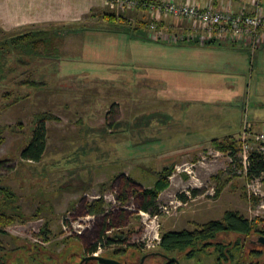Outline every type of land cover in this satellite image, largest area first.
<instances>
[{
  "label": "rangeland",
  "instance_id": "374dc122",
  "mask_svg": "<svg viewBox=\"0 0 264 264\" xmlns=\"http://www.w3.org/2000/svg\"><path fill=\"white\" fill-rule=\"evenodd\" d=\"M128 35H118L112 43L104 33H84L74 49L71 35L66 36L58 51H40L55 60L37 59L30 66L14 63L16 54L7 59V66L16 70L0 79V191H10L18 200L6 205L0 194V215L10 217L0 224L5 247L14 246L12 237L37 243L47 224V247L57 250L74 249L77 241L86 251L101 245L104 256L129 247L155 249L163 232L193 231L222 219L226 211L264 229V176L246 177L250 152L264 147L258 139L264 125V78L256 75L249 85V70L223 79L206 73L215 77L206 85L207 103L196 108L211 112L221 106L223 113L220 120L212 113L203 123L204 115L190 110L188 93L175 95L174 83L160 84L144 75L160 78L178 68L188 75L212 57L196 53L175 58L178 48L158 45V52L148 36L137 42L136 35ZM71 38L78 44L77 37ZM236 51L218 50L215 65H235L242 55L249 59ZM25 79L45 85H19ZM226 83L234 89H226ZM39 113L56 117L46 122V152L39 163L23 162L20 152ZM254 122L260 127H249ZM195 129L203 137L192 134ZM228 138L241 146L235 156L212 144ZM166 166L174 168L169 185L151 209L154 214L146 212L142 195L154 188L156 173ZM99 200L105 213L89 215L88 206ZM16 205L20 212L12 214L18 213ZM102 232L122 241L107 245ZM202 245L182 252L201 257L197 250Z\"/></svg>",
  "mask_w": 264,
  "mask_h": 264
},
{
  "label": "crops",
  "instance_id": "0c3cea01",
  "mask_svg": "<svg viewBox=\"0 0 264 264\" xmlns=\"http://www.w3.org/2000/svg\"><path fill=\"white\" fill-rule=\"evenodd\" d=\"M172 1L177 3L193 2L200 5L201 7L212 4L216 8L233 12H238L241 9H245L249 14H253L258 8L260 10L262 9L264 12V0H259L258 4H254L253 0ZM145 21L146 16L140 11H128L124 14H118L115 9L105 5L101 0H0V34L1 36L3 35L2 38H4L6 35H15L28 31H57L60 33V36L63 37L62 42L65 40L66 36L71 35L74 38H78V44L74 46L73 42L76 41V39L74 40L70 36L69 46L71 48L79 47L81 43L80 38L84 33H104L106 34L107 39L112 41V43L116 41V37L118 35L125 38L126 35L129 36V33L133 35L134 33L136 34L137 42H140L145 38V40H148L146 26L143 24ZM137 27H139V29H136ZM126 29H129V32L126 31ZM152 43L156 44L154 45V49L158 52H160V47H158V45H167L172 48H178L177 50L179 51L178 53H175V58H180L181 55L187 54L193 56L196 53L201 55L209 54L212 57L209 58L208 65H202L201 68L195 67L192 70L193 72L188 73V75H182V68L175 69L177 70L176 74L160 75V78H158L157 75H144L145 79L157 82L160 81V84L168 83L170 85V83H174V85H172V88H174L172 91L175 93V95L178 93H188L189 97L187 102L193 103L192 105L190 104L192 106V109L190 110L194 113L199 112L203 114V123L210 121V117L213 115L212 113H216V118L219 120L221 118L220 113H223V109H218V107L221 106H216V109L211 112H209L207 108H204L203 110L196 108V106L201 103H207L205 102V100H207V92L204 93L206 91V85L208 81L215 77V75H206V73H217L223 79L225 75L232 73L238 75L239 72H242L243 75H246V70H249V85H251L253 82V77L256 75H258V77L264 78V41L254 51H252L247 43L242 41H215L209 42L202 47L196 43L186 42L158 43L153 41ZM184 47H188L189 49L184 50ZM223 48L236 49L237 54L246 53L248 54L249 61L246 60L244 55H242V57L238 58L235 65H231L230 62H227L224 63V66H216L215 64H217V59L214 58L213 54ZM196 59L197 58H195V60ZM197 71L203 75H199ZM228 71L232 72L229 73ZM226 84V89H234V86L229 85L228 83ZM220 87H224L223 84H220ZM158 99L169 102L166 98L163 99L161 96ZM227 117L230 118V115L228 114ZM212 121L213 120H211V123ZM254 123L255 124L249 127H260L258 122ZM224 124V129H229V124L227 122H224ZM262 130H264V125ZM190 134L191 133H189V135ZM192 134H195L196 136L198 135L200 138L203 137L201 132L197 131L196 129L192 132Z\"/></svg>",
  "mask_w": 264,
  "mask_h": 264
},
{
  "label": "trees",
  "instance_id": "16d2710c",
  "mask_svg": "<svg viewBox=\"0 0 264 264\" xmlns=\"http://www.w3.org/2000/svg\"><path fill=\"white\" fill-rule=\"evenodd\" d=\"M146 26V21L143 22ZM136 29H139L137 27ZM129 32V29H126ZM136 34L134 33V36ZM139 36V35H137ZM146 37V36H144ZM63 37L60 36V33L55 32H46V31H28L23 33H18L15 35H6L3 40H0V79L5 78L6 75H11L12 72L16 70L15 67L7 66V59L12 55L16 56L13 58L14 63L23 66H30L37 59H51L55 60L54 57H48L44 54H41V49L47 48L50 50L55 49L58 51V48L62 44ZM146 39V38H145ZM215 42V41H210ZM209 43V42H208ZM60 50V49H59ZM51 55V54H49ZM17 64L16 67H17ZM30 75V74H27ZM19 85H26L31 88H40L45 84L38 83L32 79H25L19 82ZM12 93H6V97L11 95ZM56 120V117L48 114V113H39L35 116V124L32 127V136L29 140V143L21 150L20 158L23 162H33L39 163L44 157L46 152V122ZM113 127V126H112ZM212 144L214 147L222 152V153H230L232 156L239 151L241 148L239 142L235 139L228 138L224 140L214 139L212 140ZM260 145H264L263 142ZM248 164L246 167V177L249 180L259 178L264 176V152L262 150L251 151L248 157ZM173 166L163 167L159 172L156 173V182L153 189H147L143 193V199L145 200V205L142 207V210L146 212H150L154 214V210L156 209V200L165 188L169 185V177L173 173ZM2 194V200L6 205L7 202L12 203L17 201L16 196L5 189L0 191ZM183 198V197H182ZM102 200L94 202L92 205L88 206V214L92 216H100L105 212L103 210ZM18 211L19 214L20 207L16 205L14 207ZM10 221V217L4 215H0V224H5ZM49 226L45 224L41 228V235L48 236L49 234ZM253 230L252 223L242 215H240L236 211H226L224 216L220 220H210L203 225H200L196 230L188 231H168L162 233L161 243L159 245V249L165 251H184L187 248H196L198 244L203 243L202 247L198 249V253L201 251V255H203L204 248L209 246L208 241H212L216 233L221 231H229L233 233H247ZM0 232H4L0 230ZM101 240H106L107 245L120 243L122 240L110 238L105 235L104 232L100 234ZM79 242V241H78ZM78 245V244H77ZM106 247V245H104ZM101 248V245H94L89 248L90 252H97V250ZM120 250V249H119ZM116 250L115 252H118ZM192 256V253H190Z\"/></svg>",
  "mask_w": 264,
  "mask_h": 264
},
{
  "label": "flooded vegetation",
  "instance_id": "af4514ba",
  "mask_svg": "<svg viewBox=\"0 0 264 264\" xmlns=\"http://www.w3.org/2000/svg\"><path fill=\"white\" fill-rule=\"evenodd\" d=\"M253 225V224H252ZM197 229V228H195ZM4 232H0V264H101L87 257H104L118 264H264V229L247 233L221 231L208 241L201 257L178 251H165L159 247L145 249L129 247L116 254L102 255L85 250L80 242L78 247H47L48 236L39 235L37 243H27L18 237H12L13 247H5ZM219 239V240H218ZM160 245V243H159Z\"/></svg>",
  "mask_w": 264,
  "mask_h": 264
},
{
  "label": "built area",
  "instance_id": "2783aa9c",
  "mask_svg": "<svg viewBox=\"0 0 264 264\" xmlns=\"http://www.w3.org/2000/svg\"><path fill=\"white\" fill-rule=\"evenodd\" d=\"M101 1L118 14L128 11L144 13L147 36L158 43L186 42L204 46L210 41H242L254 51L264 41V12L259 8L249 14L245 9L233 12L212 4L201 7L193 2L177 3L172 0ZM258 1L253 0L254 4H258ZM258 139L264 143V130ZM261 150L264 152V147ZM156 239L159 243L160 238ZM100 252L101 248L97 254Z\"/></svg>",
  "mask_w": 264,
  "mask_h": 264
},
{
  "label": "water",
  "instance_id": "95a60500",
  "mask_svg": "<svg viewBox=\"0 0 264 264\" xmlns=\"http://www.w3.org/2000/svg\"><path fill=\"white\" fill-rule=\"evenodd\" d=\"M86 260H97L101 264H118L117 261L111 260V259H107V258H104L102 256H100V257H93V256H91V257H87Z\"/></svg>",
  "mask_w": 264,
  "mask_h": 264
}]
</instances>
